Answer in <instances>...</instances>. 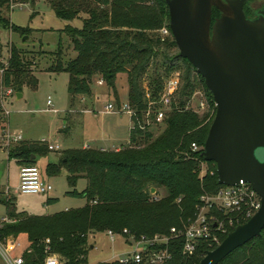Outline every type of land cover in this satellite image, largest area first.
<instances>
[{
	"label": "trees",
	"instance_id": "trees-1",
	"mask_svg": "<svg viewBox=\"0 0 264 264\" xmlns=\"http://www.w3.org/2000/svg\"><path fill=\"white\" fill-rule=\"evenodd\" d=\"M33 0H0V26L30 32L10 22L5 12L14 3ZM56 17L63 20L80 18L81 27L66 25L75 49V57L61 61L60 48L50 70L68 73L67 91L71 96L90 94V82L99 75L115 94L116 74L125 73L128 84V104L138 112L146 107L145 90L156 99L168 73L179 68L180 85L165 114L162 129L152 132L131 127L129 144L118 150L95 148H69L62 151L57 162H48L45 173L56 175L66 170V180L72 190L66 194L85 198L80 207L68 208L48 215H28L16 212L13 197L6 196V218L0 226V237L26 234L36 259L42 258V243L49 238L50 249L64 259V264H88V236L92 232L111 229L120 233L127 228L133 234L166 233L169 227H181L194 218L196 205L203 194H213L218 183L215 164L202 156L203 144L215 114L211 92L190 62L178 56V49L169 30L162 35L160 29L168 26V8L165 0H46ZM250 0L243 10L247 16ZM219 16L212 9V18ZM1 50V43H0ZM8 64L1 82L14 92L24 86H34L36 79L25 51L9 45ZM152 67L145 86L142 77ZM202 89L207 98L203 113L188 108L194 92ZM2 116L0 114V123ZM196 142L200 149L192 150ZM50 152L46 141L23 140L12 144L8 156L19 166L35 164L37 157ZM206 168L201 173V165ZM86 179L85 187L74 188L79 177ZM163 188L165 195L153 199L151 189ZM48 198L46 201H51ZM218 217L222 215L216 212ZM245 220L239 224L244 223ZM219 235L220 241L234 229ZM179 244L173 248L172 264H187ZM205 240L198 241L193 262L197 263L208 250ZM218 264H264V228L235 248Z\"/></svg>",
	"mask_w": 264,
	"mask_h": 264
},
{
	"label": "rangeland",
	"instance_id": "rangeland-1",
	"mask_svg": "<svg viewBox=\"0 0 264 264\" xmlns=\"http://www.w3.org/2000/svg\"><path fill=\"white\" fill-rule=\"evenodd\" d=\"M263 3L264 0H250V5L258 8ZM5 15L11 23L20 27H29L30 32L21 35L18 31L0 26V59L8 58L10 44L24 50L25 59L31 62L30 67L36 83L34 86H24L19 99L15 94L5 98L4 102L10 113L1 123L7 121L10 130L22 136L21 141L47 140L60 145V149L54 150L58 158L63 150L69 149L68 147L81 148L85 143L90 146L82 148L103 145L112 150L115 146H128V134L132 126L129 115L125 112L105 111L107 103H111L114 108L128 103L125 73H118L115 76V94L113 89L97 75L91 79L90 94L71 96L67 91L68 73L50 70V66L56 61V52L59 48L62 62L75 57V49L64 27L66 25L81 27V19L67 21L56 17L46 0L14 3ZM151 70L152 67L142 77L143 86L147 84ZM168 76L180 79L181 71L175 68L166 77ZM48 97L51 105L46 103ZM200 101H205L203 108L199 106ZM187 107L200 114L207 110V98L202 89L194 92ZM162 127V125L152 126L151 132L156 136ZM54 151L39 156L35 162L41 176L52 184V191L49 194H32L17 191L19 164L8 156L6 150L0 148V220L6 217L2 200L8 195L13 197L16 212H24L28 215H48L65 210V207L75 208L85 204L84 197L66 194V191L72 190L73 187L67 183V173L64 168H61L56 175H46L44 168L47 159L56 162ZM205 168L206 165L202 164L201 173ZM85 185L86 179L81 176L74 188L80 191ZM165 194L163 188L156 189L158 197ZM47 198H53L49 206L46 203ZM24 237L21 236V239ZM88 240L89 264L111 259L120 254L124 248L120 238L110 241L105 231L90 233ZM0 264H3L1 258Z\"/></svg>",
	"mask_w": 264,
	"mask_h": 264
},
{
	"label": "water",
	"instance_id": "water-1",
	"mask_svg": "<svg viewBox=\"0 0 264 264\" xmlns=\"http://www.w3.org/2000/svg\"><path fill=\"white\" fill-rule=\"evenodd\" d=\"M165 2L178 56L203 77L215 104L202 156L215 164L219 184L243 180L260 197L258 210L198 262L218 264L264 228V8L250 18L246 0Z\"/></svg>",
	"mask_w": 264,
	"mask_h": 264
},
{
	"label": "built area",
	"instance_id": "built-area-1",
	"mask_svg": "<svg viewBox=\"0 0 264 264\" xmlns=\"http://www.w3.org/2000/svg\"><path fill=\"white\" fill-rule=\"evenodd\" d=\"M159 31L162 35L169 34V29L166 26H163ZM7 64L8 58L0 59V114L2 120L7 119L10 113L4 100L15 94L10 86H4L1 82V76ZM179 85V78L168 76L163 79L161 90L156 99H151L148 91L145 90L146 107L140 112L128 103L118 106V108L107 103L105 111L125 112L130 117L131 127L151 132L152 126L162 124ZM204 102H199L201 108L204 107ZM46 103L51 105L50 97L47 98ZM21 140L22 136L11 131L7 121L0 123V148L2 150L8 152L12 144ZM48 148L57 149L58 146L48 144ZM190 148L192 150L200 149L196 142H191ZM18 176L17 191L21 193L48 194L52 190V184L42 178L41 172L35 164L19 166ZM150 194L153 199L159 198L155 191ZM199 199L194 218L188 220L181 227L175 225L169 227L166 233L136 235L127 228H123L120 233L111 229L105 230L110 241L120 238L124 248L120 254L111 259L100 260L93 264H172L174 261L173 248L178 242H180V253L188 261L187 264H197L193 262V256L196 253L198 241L205 240L209 246L219 244V235L225 234L229 228L238 225L241 221L248 220L260 206L259 195L248 182L243 180L233 185H222L215 193L203 194ZM215 211L222 216L218 217ZM5 221L8 219L3 217L0 220V226ZM21 236H25L24 239H21ZM41 243L42 258L35 260L31 241L28 240L26 234L0 237V258L3 264H64V259L51 251L49 238H44Z\"/></svg>",
	"mask_w": 264,
	"mask_h": 264
},
{
	"label": "crops",
	"instance_id": "crops-1",
	"mask_svg": "<svg viewBox=\"0 0 264 264\" xmlns=\"http://www.w3.org/2000/svg\"><path fill=\"white\" fill-rule=\"evenodd\" d=\"M129 131H130V129H129ZM129 135V134H128ZM42 141H46L47 142V144H50V145H52V146H55V145H57L58 146V148L57 149H60L61 148V146L60 145H58V144H53V143H51V142H49V141H47V140H42ZM128 143H129V141H128ZM86 146H90L88 143H85V144H83V145H81V148L82 147H86ZM91 147H93V146H91ZM66 148V147H65ZM68 148H74V147H68ZM77 148V147H76ZM79 148V147H78ZM93 148H97V149H102V150H109L108 148H106V146H103V145H100V146H96V147H93ZM119 148H121L120 146H115L114 147V149L115 150H118ZM57 149H51V151H54V150H57ZM50 151V152H51ZM55 152V151H54ZM56 153V152H55ZM37 159H38V157H37ZM36 159V160H37ZM57 160H58V154L56 153V162H57ZM48 162H51V161H49L48 159H47V162L46 163H48ZM35 165H36V163H35ZM43 178V177H42ZM43 179H45V178H43ZM45 180H47V179H45ZM48 181V180H47ZM49 182V181H48ZM53 189V188H52ZM52 191V190H51ZM50 191V192H51ZM155 191V190H154ZM49 192V193H50ZM48 193V194H49ZM48 199V198H47ZM47 203V205L50 203V201H48V202H46ZM46 205V206H47ZM49 206V205H48ZM65 209H67L66 207H65Z\"/></svg>",
	"mask_w": 264,
	"mask_h": 264
},
{
	"label": "flooded vegetation",
	"instance_id": "flooded-vegetation-1",
	"mask_svg": "<svg viewBox=\"0 0 264 264\" xmlns=\"http://www.w3.org/2000/svg\"><path fill=\"white\" fill-rule=\"evenodd\" d=\"M249 8H247V16L250 17V18H254L257 14H256V11L259 10V9H262L264 8V3L258 8V7H254V6H251L249 4Z\"/></svg>",
	"mask_w": 264,
	"mask_h": 264
}]
</instances>
